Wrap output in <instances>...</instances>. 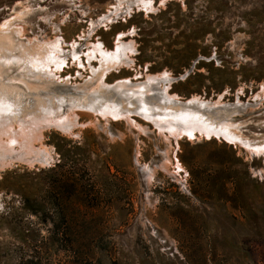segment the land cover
<instances>
[{"label": "rangeland", "instance_id": "rangeland-1", "mask_svg": "<svg viewBox=\"0 0 264 264\" xmlns=\"http://www.w3.org/2000/svg\"><path fill=\"white\" fill-rule=\"evenodd\" d=\"M135 1L0 0V139L76 106L71 130L31 143L48 165L0 158V264H264V0ZM120 33L132 66L101 78L91 47ZM162 73L144 99L196 96L227 139L112 91Z\"/></svg>", "mask_w": 264, "mask_h": 264}, {"label": "bare ground", "instance_id": "bare-ground-1", "mask_svg": "<svg viewBox=\"0 0 264 264\" xmlns=\"http://www.w3.org/2000/svg\"><path fill=\"white\" fill-rule=\"evenodd\" d=\"M165 1L166 0H159L160 2L159 4L162 5L164 4ZM135 2H136L137 8L143 9L145 12L154 10L152 8V4L154 0H136ZM107 20L110 21L109 19ZM122 37H124L123 33H120L117 36L116 42H115V49L113 52L107 53V52L102 51L101 48L98 46V44L95 46L93 45L91 47L92 50H90V53L92 51L95 53H98L99 62L104 64V67H105L104 70L101 72V75H100L101 78H105V76L109 74L110 71L121 70L123 68H130L132 66L133 60L131 59V56H130L134 53L132 49L133 47H131L132 43H128V44L121 43L120 40ZM51 61L53 60H48L43 57V58L34 59L32 62H30V64L32 67L36 69H48L49 63ZM61 63H56L55 65L59 66ZM167 78H168V74L166 73H162L157 76L147 75L145 76V81L144 83L141 84V87H136L138 92H135V86L137 84L133 86L132 87L133 89L131 90H128L127 89L128 86L124 84L121 88L112 87V91L116 90L118 95L125 96L127 100L134 99L136 103L144 105L145 107L151 106V107H154L155 109L162 110L163 116H160L159 120L164 121V122H171V123L178 122V124L182 128V130L180 131V134L183 136H186L189 139L195 138V136L198 135L199 137L210 140V138H214L219 135L218 133L219 130L221 132L220 134L222 135V137L224 139H227V136L225 135V131L230 128L234 129L235 126L227 122L225 124H219L218 123L219 121L211 119V117L208 114L209 112H207V110L209 109L210 103L201 102L196 96H192L190 100H188L187 102L181 103L180 102L181 100L179 101L176 95L168 94L167 90L169 88V85H170L169 84L166 86H162V88L160 87V90L158 91L156 95L157 103L151 105L146 101V99H144L143 92H150L152 86L153 87L156 86L160 81L166 80ZM105 90L107 89H103L97 94H107ZM160 91L162 92L160 93ZM261 91L262 92L264 91V87H261ZM95 98L93 97L92 99H95ZM220 98L221 97H219L217 101L212 104L214 105L219 104ZM102 102H103L102 107L106 113H108L113 118L119 117L117 103L113 102L112 100H106V99L102 100ZM8 104L9 103L7 102V98L2 97V99H0L1 109L5 108ZM75 108H76L75 105L70 106L67 109L66 113L63 115V117L59 119H55L51 116V112L47 110L48 108L46 109L44 107L43 114L46 117L37 120L33 126L34 128L29 130L28 132H20V133H14V134L9 133L7 134L6 140L0 139V158L2 157L14 158V159L26 161L28 163H38V165L39 164L45 165V163L47 164V161L50 159L49 155L46 152L42 153V152H39V150H34L32 148L31 143L35 142L37 138L41 136L42 130L47 127H53V128L61 130L62 132H68L69 130H71V128L73 127V124L76 121V115L74 114ZM19 139H21V142L19 141ZM11 144L19 146L20 150H14V148L11 147ZM13 151L14 153H11ZM4 163H6V161L1 160L0 166ZM177 168L179 169V167Z\"/></svg>", "mask_w": 264, "mask_h": 264}]
</instances>
